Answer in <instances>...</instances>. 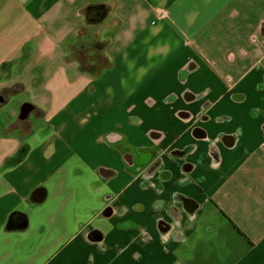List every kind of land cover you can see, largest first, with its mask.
<instances>
[{
  "label": "crops",
  "instance_id": "0c3cea01",
  "mask_svg": "<svg viewBox=\"0 0 264 264\" xmlns=\"http://www.w3.org/2000/svg\"><path fill=\"white\" fill-rule=\"evenodd\" d=\"M0 113V264H264V0H0Z\"/></svg>",
  "mask_w": 264,
  "mask_h": 264
},
{
  "label": "rangeland",
  "instance_id": "374dc122",
  "mask_svg": "<svg viewBox=\"0 0 264 264\" xmlns=\"http://www.w3.org/2000/svg\"><path fill=\"white\" fill-rule=\"evenodd\" d=\"M96 40H98V39L96 37H92L91 34L85 35V33H82L81 42H79V43L83 44V46H84L86 42L91 41L86 46L83 47V48L87 49L89 44L94 43V42L98 43V41H96ZM78 45L76 47H78ZM76 47H75V49L78 50ZM86 59H84L83 61L85 62V64H87V66L89 67V71L92 74L98 75L99 73H101L102 70L106 69L109 66V61L106 60V58L103 56V54L98 53L95 50L89 51L88 52V59L87 60ZM18 104L19 103H18V99L16 96L10 97V102L6 106L5 112L10 111L11 113L12 112L17 113L18 106H19ZM0 114L2 115L3 113H0ZM1 115H0V117H1Z\"/></svg>",
  "mask_w": 264,
  "mask_h": 264
},
{
  "label": "trees",
  "instance_id": "16d2710c",
  "mask_svg": "<svg viewBox=\"0 0 264 264\" xmlns=\"http://www.w3.org/2000/svg\"><path fill=\"white\" fill-rule=\"evenodd\" d=\"M82 35V34H81ZM96 41H98V43H96V42H94V43H91V44H89L88 45V48L87 49H85V48H83L84 46H86L89 42H91V41H88V42H86L85 43V45L83 46V44H80L79 42H81V40H79V42L74 46V49H73V58L75 59V60H77L79 63H80V65H81V69L83 70V71H87V72H90L89 71V67L87 66V64H85V62L83 61L84 59H88V52L89 51H92V50H95V51H97L98 53H101V54H103V56L106 58V56L104 55V47H105V43H103V42H101V41H99V40H96ZM79 44V45H78ZM78 45V47H76ZM75 47L78 49V50H76L75 49ZM86 59V60H87ZM106 60L108 61V59L106 58ZM109 66H110V62H109ZM108 66V67H109ZM107 67V68H108ZM106 68V69H107ZM106 69H104V70H102L101 71V73H103ZM91 73V72H90ZM101 73H99V74H101ZM98 74V75H99Z\"/></svg>",
  "mask_w": 264,
  "mask_h": 264
},
{
  "label": "water",
  "instance_id": "95a60500",
  "mask_svg": "<svg viewBox=\"0 0 264 264\" xmlns=\"http://www.w3.org/2000/svg\"><path fill=\"white\" fill-rule=\"evenodd\" d=\"M29 110H30L29 105H25V106L23 107V109H22V116H23V117L27 116Z\"/></svg>",
  "mask_w": 264,
  "mask_h": 264
}]
</instances>
